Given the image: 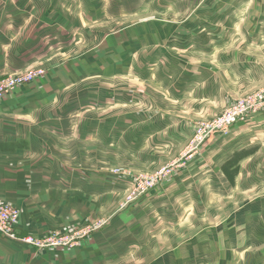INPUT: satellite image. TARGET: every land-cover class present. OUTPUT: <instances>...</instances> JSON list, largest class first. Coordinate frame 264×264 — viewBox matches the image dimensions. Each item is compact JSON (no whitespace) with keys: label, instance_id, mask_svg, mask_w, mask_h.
<instances>
[{"label":"crops","instance_id":"1","mask_svg":"<svg viewBox=\"0 0 264 264\" xmlns=\"http://www.w3.org/2000/svg\"><path fill=\"white\" fill-rule=\"evenodd\" d=\"M20 4L0 0V78L33 67L49 72L0 100V202L19 210V235L40 236L106 214L114 216L80 246L69 249H37L0 236V264H264V109L234 123L228 134L211 138L183 169L133 206L110 209L131 185L129 177L118 180L106 167L113 165L109 152L117 112L126 118L134 114L151 119L148 136L154 142L165 140V145L152 144L153 151L171 153L194 130L190 112L205 114L211 106L225 108L234 101L231 93L217 87L223 78L234 86L238 84L233 81L252 77L247 69L234 67L232 56L229 60L222 56L226 63L217 60L232 53L218 42L210 45L218 35L208 33L213 38L209 43L193 46L186 40L193 37L189 30L173 29V44L157 46L158 51L192 57L186 56L181 69L164 63L167 69L162 73L161 62L155 61L143 76L135 74V64L124 57L112 60L116 39L106 38L86 57L65 63L41 57L43 53L33 52L29 44L20 47L9 24L16 15L5 18L10 7ZM54 7L57 4L51 13L47 7L32 20L21 16V23L26 22L22 36L57 38L64 18ZM234 40L231 44L240 37ZM134 78L136 84L129 83ZM129 84L152 86H144L146 95L137 105L140 113L127 110L137 103L128 99ZM214 87L218 90L209 91ZM204 102L212 105H201ZM97 145L103 150L102 163L93 152ZM224 200H231V207L225 209Z\"/></svg>","mask_w":264,"mask_h":264},{"label":"rangeland","instance_id":"2","mask_svg":"<svg viewBox=\"0 0 264 264\" xmlns=\"http://www.w3.org/2000/svg\"><path fill=\"white\" fill-rule=\"evenodd\" d=\"M20 1V5H16L15 8L10 7L12 11H10V14L6 13L5 18L10 20L16 15V21L15 18L13 22L11 20L9 21L10 25L13 24L12 28L14 27L13 31L16 34V42L20 47L29 44L33 52L38 50V54L43 53L41 57L47 55V57H53L58 62L63 61L65 63L86 57L88 51H93V48L102 44L106 38L108 41H114L116 39L115 44H112L114 46L112 49L113 61L115 58L116 61H119L122 56L124 57V61L135 64L133 70L135 74L139 73L143 74V76L150 73L146 71L144 74L145 69H151L155 61H160L159 68L162 73L167 69L163 68L166 67L163 66L164 63H166L168 68L174 63L177 65V69H181L183 61H188L186 56L192 57V54L189 55V53L186 54L185 52H181V54H168L164 50L163 53L161 49L160 52L158 51L160 46L173 44L170 43L172 42L170 41V34L173 29L181 31L186 29L193 35L192 38L186 39L189 45L193 46L199 45L195 43L199 41L204 44L209 43L213 38L212 36L211 38L207 37L208 33L218 35L210 45L217 46L223 44L224 48L228 49L227 52L232 53L218 56L217 60L225 61L222 56L229 60L232 56L234 67L241 66L242 69H247L252 75V77L250 76V80L245 79L240 83L231 80L234 84H238L234 86H229V81L223 78L222 86L217 87L219 89L222 88L225 93H231L234 101L230 105L225 106V108H222V106L218 108L211 106L205 114L190 112L189 117L191 119L189 120H193L194 130L185 143L182 146L176 145L174 151L171 153H163L160 150V153L156 154L153 151L155 147H152V144L155 146L158 144L165 145L163 143L165 140L161 139L154 142L151 140V136H148L151 133V129L153 130L151 119L142 118V114L137 115L141 118L136 117L134 114H129L126 118L124 114L117 112L115 115L117 119H113V122H116V124L112 126V150L109 152L110 161L113 165L106 167L111 168L112 174L115 177L117 176L118 180H120V177H129L131 179V185L128 189L126 188L124 195L116 199L117 202L110 209H118L121 211L133 206L148 193L149 190L147 191L145 189L151 185V181L153 180L149 178L151 175H155L164 169L167 171L175 161L183 164L190 157L193 158L195 151L194 149H190V143H192L194 133L199 124L213 121L218 116L223 115L241 99L243 103L249 104L255 95H261L264 92V0ZM35 1H38L41 5L35 3ZM47 3L49 4L47 5ZM55 4H57V7L54 8L57 9L58 15L62 13L64 18V29L63 31L60 30L59 35L61 34L62 37H65L61 38L59 35L57 38L50 36L44 38L23 37L26 22L21 23V16L24 15L32 20L37 16H41V12H45L47 7L49 9L48 12L51 13L53 5ZM60 19L62 20L61 17ZM91 27H95L96 31H91ZM119 30L123 31V36H119ZM72 32L74 35L67 38L66 35H71ZM111 36V40L108 39ZM122 37L127 39L123 40ZM237 37H240V41L231 44L232 41H236L234 38ZM77 43L79 45L73 49ZM61 51L62 53H59ZM225 63L220 64L221 67L224 64V67L221 68L222 71L223 68L224 70L226 68ZM37 68L44 70L43 77L49 72L44 67ZM37 68L33 67L32 69ZM242 76L244 75L240 74V77ZM135 78L129 79V83L136 84L134 80L137 79ZM144 82L147 83L148 80ZM146 85H144L146 88L152 89V86ZM144 86L129 84L128 99L133 98L137 103L129 104L128 111L133 110L140 113L137 105L142 102L143 96L146 95L143 91L145 90ZM217 87L209 91H214ZM96 93L101 94L102 92ZM115 95L113 92V102ZM147 97L149 96L147 95ZM155 97L161 99L159 95L155 94ZM196 104L200 105L199 102H196ZM204 104L212 105L210 102L208 104L206 102L201 103V105ZM123 120L125 124H123ZM169 120L175 121L176 119ZM157 122L154 124H157ZM159 124H165L164 120L159 121ZM99 147L98 145L95 146L93 152L95 153L97 162L102 163L104 155H102L103 150L101 148L99 149ZM72 151L75 150H70V152ZM84 152L86 153L87 151H80L79 154ZM150 154H153L156 159ZM137 161L141 165H133ZM226 169L229 170L228 167ZM121 183L123 182L121 181ZM231 204V200H224L223 207L226 209L227 206L231 207ZM113 216V213L111 215L106 214L99 218L80 222L79 225L72 226L70 229H57L45 235L36 236L27 234L20 236L32 235L39 238H46L57 233L71 235L75 231H80L87 227L96 228L94 231L96 232L107 226ZM18 221L19 219L14 222L15 229L19 225Z\"/></svg>","mask_w":264,"mask_h":264},{"label":"built area","instance_id":"3","mask_svg":"<svg viewBox=\"0 0 264 264\" xmlns=\"http://www.w3.org/2000/svg\"><path fill=\"white\" fill-rule=\"evenodd\" d=\"M44 75V70L41 68L18 71L13 74L5 75L0 78V100L8 97L14 93L18 87L27 83H32L39 80ZM264 109V92L261 95H255L249 104L243 103L239 100L234 106L228 109L223 115L218 116L211 122L201 123L197 126L194 133L190 149H194L195 154L199 152L200 147L209 141L217 134H228L232 125L238 121H245L251 115L258 113ZM199 149V150H198ZM191 158V157H190ZM189 160V159H188ZM183 164L174 162L171 168L162 170L149 178L153 179L151 185L147 186L145 190L151 191L160 182L163 181L171 173L183 169L187 161ZM148 191V192H149ZM19 210L12 205L0 202V236L20 240L26 244L32 245L37 249H53L63 248L69 249L80 246L96 228L87 227L80 231H75L73 234H54L46 238H39L36 236H20L15 229V221L19 219Z\"/></svg>","mask_w":264,"mask_h":264},{"label":"trees","instance_id":"4","mask_svg":"<svg viewBox=\"0 0 264 264\" xmlns=\"http://www.w3.org/2000/svg\"><path fill=\"white\" fill-rule=\"evenodd\" d=\"M240 157V155L239 156H237V158L236 159H238ZM236 159L235 160H232V162L234 163V164H236Z\"/></svg>","mask_w":264,"mask_h":264}]
</instances>
